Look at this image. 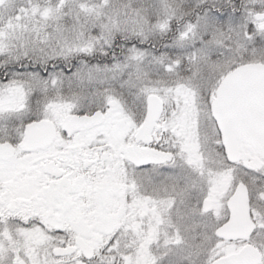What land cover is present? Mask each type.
<instances>
[{
  "label": "snow or ice",
  "instance_id": "obj_1",
  "mask_svg": "<svg viewBox=\"0 0 264 264\" xmlns=\"http://www.w3.org/2000/svg\"><path fill=\"white\" fill-rule=\"evenodd\" d=\"M0 264H264V0H0Z\"/></svg>",
  "mask_w": 264,
  "mask_h": 264
}]
</instances>
